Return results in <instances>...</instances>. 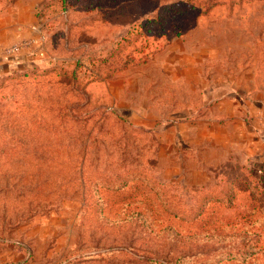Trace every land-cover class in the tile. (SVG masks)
Returning a JSON list of instances; mask_svg holds the SVG:
<instances>
[{
  "label": "rangeland",
  "instance_id": "1",
  "mask_svg": "<svg viewBox=\"0 0 264 264\" xmlns=\"http://www.w3.org/2000/svg\"><path fill=\"white\" fill-rule=\"evenodd\" d=\"M0 264H264V0H0Z\"/></svg>",
  "mask_w": 264,
  "mask_h": 264
},
{
  "label": "crops",
  "instance_id": "2",
  "mask_svg": "<svg viewBox=\"0 0 264 264\" xmlns=\"http://www.w3.org/2000/svg\"><path fill=\"white\" fill-rule=\"evenodd\" d=\"M43 53H44V51H43ZM27 54H29V55H34L35 54V51L34 50H30V51H28V53ZM7 58L5 59V60H8V64H7V67H8V69H13V68H18L20 65H21V60H22V57H23V55H20V54H14L13 56H6ZM14 59L13 60V62L11 61V63H10V59ZM31 62L32 63H35V60L33 61V60H31Z\"/></svg>",
  "mask_w": 264,
  "mask_h": 264
},
{
  "label": "trees",
  "instance_id": "3",
  "mask_svg": "<svg viewBox=\"0 0 264 264\" xmlns=\"http://www.w3.org/2000/svg\"><path fill=\"white\" fill-rule=\"evenodd\" d=\"M61 2H63V1H61ZM167 12H168V11H167ZM170 14H171V13H170ZM170 14H169V15H170ZM144 33H147V30H146Z\"/></svg>",
  "mask_w": 264,
  "mask_h": 264
}]
</instances>
